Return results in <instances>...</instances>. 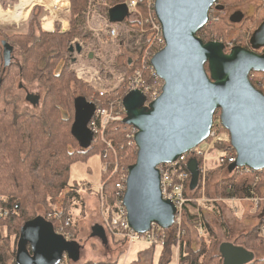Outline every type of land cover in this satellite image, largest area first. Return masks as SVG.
<instances>
[{
  "label": "water",
  "instance_id": "1",
  "mask_svg": "<svg viewBox=\"0 0 264 264\" xmlns=\"http://www.w3.org/2000/svg\"><path fill=\"white\" fill-rule=\"evenodd\" d=\"M215 2L155 0L154 13L164 46L153 54L150 64L163 82L161 93L147 106L138 90L129 91L122 99L123 122L137 130L133 137L136 160L127 168L122 199L128 225L135 233L148 231L152 224L162 230L173 225L175 207L161 195L158 166L175 161L205 141L217 110L236 155L228 170L264 168V94L249 80L251 72H264V54L254 51L264 46V21L252 33L251 49L233 46L226 51L224 43L204 42L197 35L208 22ZM127 10L124 5L115 6L108 12L109 19L122 21L128 16ZM242 18L241 12H235L229 20ZM1 46L3 65L8 66L13 46L5 40ZM68 50L81 53L82 46L77 42ZM25 97L33 105L39 98L33 94ZM94 110L95 106L84 98L75 99L71 131L84 149L92 141L87 125ZM187 169L195 181L199 171L194 158L188 160ZM45 221L38 216L21 226L17 264H59L64 256L74 262L79 259L78 243L66 239ZM92 231L106 244L102 226L94 225ZM219 251L224 264H247L254 258L252 252L238 245L224 244Z\"/></svg>",
  "mask_w": 264,
  "mask_h": 264
},
{
  "label": "trees",
  "instance_id": "2",
  "mask_svg": "<svg viewBox=\"0 0 264 264\" xmlns=\"http://www.w3.org/2000/svg\"><path fill=\"white\" fill-rule=\"evenodd\" d=\"M128 1L104 0L103 3H100L89 0H70L72 16L70 33L60 34L58 32L38 30V36H36L32 24L33 21H29L28 34L8 36L10 41L3 39L8 43L17 44L26 58L25 63L18 64L12 61L10 65L4 66L2 52L0 57V208L8 210L7 217L0 218V228L6 227L8 237L10 235L15 236V247L23 223L38 216L50 221L56 232L60 226H63L67 232L71 229V222L69 226H64L65 221L69 219V216H66L68 213L67 208L60 210L56 217H51L52 215L49 213L53 210L54 201L60 196H63L64 204L70 199L79 200L83 204L77 190L78 186H81L80 183L84 181L76 184L69 183V171L73 163L86 161L91 156V151L97 153L101 161L102 191L99 188L95 190L93 187L92 191L96 194L102 193V207L111 209L115 200V196L112 193L114 192V185L119 179V174L125 172L136 160V146L131 141V138L127 137L130 126L122 121L111 122L104 130L105 139L110 141L111 148H107L102 141L91 142L89 147L85 149L80 147L78 140L71 131L75 99L82 97L94 106L95 103L104 106L105 102L102 104L99 99L104 100L106 96L108 99L112 98L111 95L113 93L100 96L98 92L90 88L86 83L75 78L74 73L68 71L67 67L68 60L71 59V54L68 50L71 45V39L78 35L86 45L90 43L91 33L84 31L79 23V20L83 19L89 3H94L95 9L105 14L109 23L113 25L116 22H112L109 19V10L119 5L126 6ZM214 7L220 8L218 5H214ZM137 9L141 20L128 21L133 28L135 37L141 27L149 28V25L143 22L148 14L143 0H139ZM124 20L126 21V18ZM263 21L264 19L259 25ZM203 28L198 30L197 35ZM134 29H137V31ZM3 40H0V46ZM235 46L244 47L243 45ZM244 48L251 49V44L250 47ZM132 50L136 54V58L127 61L129 66L122 62L117 65L118 70L125 74H130L135 69L141 68V59L144 55L145 64L148 65L150 58L159 48L153 41L151 33L149 34L147 31L140 37L138 44ZM61 60H63V65L56 74L54 68ZM12 68L15 70L11 71ZM29 70L32 71V79L36 78L45 88L43 95L40 96L39 94V102L36 105L31 104L24 96L27 104L29 103L32 107L38 106L39 110L35 113L29 112L28 108H22L18 104L17 96H6L18 77L21 80L29 79L27 76ZM206 70L208 71L207 66ZM71 83L77 88L78 95L74 94ZM17 86L19 90H25L22 83ZM254 87L264 94V86L258 87L254 85ZM125 94L126 92L120 96V99H123ZM91 96L97 99L91 98L90 100ZM228 138L229 135H227V140H218L215 148L226 149L230 145ZM104 151H106L105 157H103ZM213 164L226 173L227 176H223V182L232 184L230 188L229 186L223 188V196L228 198H249L252 195L264 196V168L260 171H252L244 167L234 168L229 171V163ZM102 165H106L105 171L102 170ZM120 167H122V171H120ZM208 171H210V168ZM108 186L110 191L107 189ZM199 188L198 185L196 193ZM195 195L188 197L190 202L184 205L185 217L181 226L180 236L187 232L185 227L188 224H200L206 230L205 233L208 234V228L201 218L200 207ZM40 212H43L44 215H41L42 213ZM261 227L264 226L257 225L248 232L239 235L238 239H236V242L240 241L238 245L254 254L253 260L247 264H264V256L260 255V257H257V254H264V237L259 232ZM171 230L174 231V233H171V240H177V226L172 225L169 229L163 230V232L168 237ZM205 233L201 235V239L205 237ZM113 237L115 238L114 235ZM211 239L214 241L212 245L209 246L206 242H201L198 249L189 248L188 251L185 248L189 246V242L184 241L182 236L178 246L180 263L218 264L220 262L219 254L212 253L216 246V238L212 236ZM5 240L7 238H3L0 232V264H8L10 260V264H17L15 261L16 249L10 252L9 244ZM117 242L125 243L127 241L125 238H118ZM115 263L114 260L111 262L87 261L84 264Z\"/></svg>",
  "mask_w": 264,
  "mask_h": 264
},
{
  "label": "rangeland",
  "instance_id": "3",
  "mask_svg": "<svg viewBox=\"0 0 264 264\" xmlns=\"http://www.w3.org/2000/svg\"><path fill=\"white\" fill-rule=\"evenodd\" d=\"M61 1H63L64 3H68L66 8L63 7L60 10H57L52 8L51 6L47 7L46 5L37 1L31 4L27 16L24 19H20V21L10 23L7 21H2L0 19V40L8 39L10 41L8 36L11 37L13 35L28 34L30 27L29 21H33L32 24L36 36H38V30H43L45 32H58L60 34L70 33V20L72 18L70 0ZM89 1L100 3L104 2V0ZM21 2L22 0H0V8L4 10L13 9L15 5L21 4ZM50 2L52 1L50 0ZM214 5H218V7L220 8L214 7ZM214 5L211 7L212 9L209 13L208 22L203 26L204 28L202 27L203 30L199 33L198 36L206 42L217 41L224 43L226 51H228L230 47L235 45L250 47L249 38L253 31L258 27L259 23L264 19V0H216ZM235 12H241L243 14V18L240 21L229 20L230 16ZM126 18V21L122 20L113 24L114 27L117 28L118 33L115 37H112L107 31V27L110 25V23L106 15L98 12L94 7V3H89L83 19L79 20V23L82 25L84 31L91 33L90 43L86 45L78 35H75L70 42V44H75L77 42L81 44L82 51L81 53H72L71 59H69L67 63L68 71L73 72L75 78L80 79L83 83H86L90 88L98 92V94L100 93V91H104L105 95L113 93L111 95L112 98L108 99L106 96L107 100L99 99L102 104L103 102H105V105L107 106L108 104L117 105V103L119 106V101L122 100L120 99V96L124 94V92H127L129 86V74H125L121 70H118L117 65L119 64V62H122L129 66L127 61H129V59L133 60L136 58V54L132 49L135 48V45L138 44L140 37L149 30V28L141 27L139 29V33L137 32L135 37L133 28L131 27L129 22L136 20L137 17L134 14H130ZM47 20L51 21V24L53 26L51 31L45 30V23ZM134 30L137 31V29ZM9 43L10 45L13 44L14 46V58L12 61L18 64L25 63L26 58L24 57V54L19 46L12 42ZM254 51L258 54H264V47H261ZM1 52L2 48L0 46V57ZM90 53L92 54L91 56ZM62 65L63 60L59 61L56 64V67L54 68V72L56 74L58 73V71H60V67ZM12 70L15 69L12 68L11 71ZM31 72V70L28 71L27 76L29 79L27 80H21L20 77H18L15 84L12 86L6 96H17L18 104L22 108H28L29 112L35 113L39 110V108L38 106L32 107L29 103L27 104L25 102V91H28L33 95L40 94V96H42L45 88L36 78L32 79ZM249 80L253 86H264V73L252 72L249 75ZM19 83H22L24 85L25 90L18 89L17 85H19ZM71 88L74 91V94L78 95L79 92L77 91V88L75 87V85H73V83H71ZM91 98L92 96L90 97V100ZM218 119L219 111L217 110L214 114L213 122L217 123ZM217 131L222 138H226V136L228 135L225 129L220 128L217 129ZM103 138H105V133H103ZM99 140H101V138H99ZM99 140L97 142H100ZM208 144L209 142L204 141L199 144V147L205 149ZM209 168L210 171H206L205 176L202 180L200 177L202 186L200 184V188L197 192L199 196V207L204 208L203 205H205V203L206 205H209L215 198L220 200L216 202L221 204V201L223 199V201L226 200L229 207L231 206L232 208H234L232 210L236 209V213L238 212L239 215H241V210H239L240 208H237L235 206V203L233 202L234 200L230 202L229 199H231L232 197L228 198L223 196V188L225 186H229V188L232 187V184H230L229 182H227V184L223 182V176H227L226 173L222 169L215 167L213 162H209L207 164V170H209ZM120 169V171H122V167H120ZM125 172H127V169ZM121 175H123L122 172L119 174V177ZM80 181L84 182L80 183L81 186H78L77 193L79 194L80 200L83 201V204H81L80 201H77L76 199H70L66 202V204H64L63 196H60L54 201L52 208L53 210L49 213L52 215L51 217H56L58 215L57 213H59L60 210L67 208L68 213L66 216H69L68 220H70L71 222V229L68 230V234L70 237L68 239L77 241L80 249L82 250L81 254L79 255V260L77 262L69 260L68 264H84V262L89 258H92L93 261L98 260L101 262H111L113 256L115 257L117 251L121 249L120 244L116 242L118 240V237L114 238L111 231L106 228V230L104 231L107 239L106 245L104 243L105 241L102 240L101 235H98L96 234V232L92 231V225H94L95 223H101L102 214L103 212H105V209L102 207V193L96 194L94 191H92V187L95 190L99 188L100 191H102L101 161L96 152L91 151V156L86 161H78L71 165L69 171V183L76 184ZM107 189L110 191L109 186L107 187ZM113 191L114 192L112 194L114 196L115 188ZM261 196V200L263 202L261 201L262 203L260 202L258 203V205H254L253 203L248 201L249 208L246 214H249L250 216L245 231L243 229H240L239 226L234 223L233 219L231 221V224L229 223L228 225L224 221L220 213H216L214 217V215L205 212L206 215H204V222L208 228V234L205 233L206 239H199L198 243L201 244V242H206V244L210 246L214 242L212 241L211 237L214 236L216 238V246L212 251V253L214 254H218L217 245L224 239L231 240L235 244H240V241L236 242V239H238L239 235L248 232L257 225L264 226V196ZM229 202L231 203V205L229 204ZM40 213H42L41 215H44L43 212ZM229 216L233 217L234 215L229 212ZM215 218L220 223V228L218 229H213V225L215 223H213V219ZM45 222L50 224V221ZM179 229L182 230V227ZM221 229L223 235L220 232ZM177 230V240H171V233H174V231L171 230L170 235H168L169 239L167 241L173 242L177 245L182 236L184 241H188V239H190V236L192 237L191 232H189L186 228L185 231L187 230L188 233L186 232L182 236L178 235L179 230L178 232ZM0 232L3 238H7L5 242H8L10 252L14 251L16 249L15 236L10 235L8 237L6 227L4 226L0 228ZM165 238L167 237L165 236ZM189 248L190 246L186 247L185 250L189 251ZM260 255L264 256V254H257V257H260ZM105 258H107L108 261H105ZM10 262L11 260L8 262V264H10ZM218 264H221V259Z\"/></svg>",
  "mask_w": 264,
  "mask_h": 264
},
{
  "label": "built area",
  "instance_id": "4",
  "mask_svg": "<svg viewBox=\"0 0 264 264\" xmlns=\"http://www.w3.org/2000/svg\"><path fill=\"white\" fill-rule=\"evenodd\" d=\"M145 3V9H147L148 14L144 20L145 23L149 25V30L153 36V41L156 43L159 50L164 46V39L161 33V26L154 13V3L155 0H143ZM139 0H129L126 4L128 8V15L134 14L137 19L141 20L140 13L137 9ZM127 19V18H126ZM107 31L110 36L115 37L118 33L117 28L110 24L107 27ZM145 55L141 59V68L135 69L131 75L128 76V90L126 93L132 90H138L142 95L145 96L144 106H147L149 102L156 99L162 89V80L156 75L152 65L145 64ZM151 59V58H150ZM100 96H104L105 92L100 91ZM125 116L124 107L122 105V100L116 104L101 105L95 103V110L88 122V129L91 131L92 143H96L99 138L106 144L107 148H111V143L107 139L103 138V133L105 128L111 122H123ZM222 129L220 118L217 123L213 122L210 129L208 138L205 140L209 142L208 146L203 149L199 145L191 148L187 152L181 154L175 161L164 163L158 166L160 172V190L161 195L164 199L169 200L175 207V215L173 225L177 226L179 230L178 235L181 234V226L184 221V205L189 201L186 196L185 188L188 179L190 178V173L187 169V163L190 158H194L198 162V171L201 180L204 178L207 171V164L213 162L217 165L224 163H233L235 161L236 155L235 151L230 147V145L221 150L215 148L218 140L225 139L222 138L217 131V129ZM136 128L130 126V130L127 134L128 138L134 143V134L136 133ZM229 140V138H228ZM204 142V141H203ZM107 150V149H106ZM106 156V151H104L103 157ZM249 169V168H248ZM102 170H106V165H102ZM251 170V169H249ZM127 177V172H123L115 183V200L111 209L106 208L103 212V223L111 231V233L118 238H125L128 243H134L138 241H144L152 245H163L165 242L166 234L163 230L156 224H152L148 231L143 233H135L128 225L126 210L123 205L122 199L125 191V181ZM233 199V198H231ZM259 196H250L249 200L254 204L258 205L262 200ZM8 215V210L0 208V218H5ZM70 221L67 219L64 226H68ZM58 233L62 234L66 239L70 236L67 231L64 230L63 226H60L57 230ZM260 234L264 237V227L259 229ZM59 264H68V259L64 256Z\"/></svg>",
  "mask_w": 264,
  "mask_h": 264
},
{
  "label": "crops",
  "instance_id": "5",
  "mask_svg": "<svg viewBox=\"0 0 264 264\" xmlns=\"http://www.w3.org/2000/svg\"><path fill=\"white\" fill-rule=\"evenodd\" d=\"M52 24L51 28L48 31L52 30ZM46 30V29H45ZM200 175L196 178L194 181L191 179V177L188 179L186 188H185V193L187 197L195 196L197 197V201L199 200L198 193H196L197 187L199 185L200 187ZM202 186V184H201ZM230 202L233 201L235 203V206L237 208H240L241 210V215L239 213H236V209L232 210L231 206L227 204L226 200L223 201L222 203H218L216 201H220L217 198L213 199L209 205H203L204 208H200L201 211V218L204 220V215H206L205 212H208L209 214L216 215V213H220L222 215V218L224 221L229 225L231 224V221L233 219L234 223L239 226L240 229H243L244 231L247 228L248 221H249V214H246L249 208V198L248 197H236L233 199H229ZM228 200V201H229ZM229 204L231 205V203ZM251 202V201H250ZM263 202V201H262ZM261 202V203H262ZM252 203V202H251ZM199 204V201H198ZM246 209V211H245ZM229 212L232 213L234 216H229ZM261 220V219H260ZM215 222V223H214ZM213 229H218L220 228V223L219 221L215 218L213 219ZM94 225H100L103 227L104 231L106 230V226L103 223V217L101 219V223H95ZM92 225V226H94ZM189 232H191L192 237L190 236V239H188L189 246L191 249L196 250L199 248L200 244L198 243L199 239H201V235H204L206 230H204V227H202L200 224H188L185 227ZM222 233V229L220 231ZM207 234V233H206ZM223 235V233H222ZM206 239V235L204 237ZM169 238L165 239V242L163 245H152L144 241H138L134 243H128V242H117L120 244L121 249L117 251L116 256H113V259L111 261L115 260V264H180L179 262V242L178 244H174L173 242L167 241ZM69 240V239H68ZM100 240V239H99ZM101 241V240H100ZM77 242V241H76ZM107 243V239H106ZM169 243V244H168ZM236 245L233 241L224 239L219 242L217 245V250L218 254L221 259V264H224V260L221 257V253L219 251L220 246L222 245ZM107 245V244H106ZM238 245V244H237ZM240 246V245H238ZM90 249V248H89ZM81 249L79 251V255L81 254ZM68 259V258H67ZM79 260V259H78ZM77 260V261H78ZM105 261H108L107 258L104 259ZM69 261V259H68ZM75 261V262H77ZM87 261H93L92 258L87 259ZM85 261V262H87ZM98 261V260H97ZM121 261V262H119ZM84 262V263H85Z\"/></svg>",
  "mask_w": 264,
  "mask_h": 264
},
{
  "label": "bare ground",
  "instance_id": "6",
  "mask_svg": "<svg viewBox=\"0 0 264 264\" xmlns=\"http://www.w3.org/2000/svg\"><path fill=\"white\" fill-rule=\"evenodd\" d=\"M37 1L46 5L47 7L51 6L52 8L57 9V10H60L63 7L66 8V6L68 5L67 2L64 3L61 0H51L52 2H50V0H22L21 4L15 5V7L13 9L4 10V9L0 8V19L2 21H7L10 23H15L17 21H20V19H24L27 16L31 4L33 2H37ZM45 28H46V30H50L51 21H49V20L46 21ZM189 202L190 201H188V203Z\"/></svg>",
  "mask_w": 264,
  "mask_h": 264
},
{
  "label": "flooded vegetation",
  "instance_id": "7",
  "mask_svg": "<svg viewBox=\"0 0 264 264\" xmlns=\"http://www.w3.org/2000/svg\"><path fill=\"white\" fill-rule=\"evenodd\" d=\"M70 54H71V56H72V53H70ZM13 58H14V47H13V56H12V60H13ZM25 93H26V92H25ZM27 94H32V93L27 92L26 95H27ZM26 95H25V96H26ZM38 96H39V94H38ZM38 102H39V98H38ZM38 102H36V104H37ZM36 104H34V105H36Z\"/></svg>",
  "mask_w": 264,
  "mask_h": 264
}]
</instances>
